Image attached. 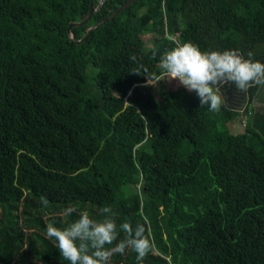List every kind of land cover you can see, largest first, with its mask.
Segmentation results:
<instances>
[{"label": "trees", "instance_id": "trees-1", "mask_svg": "<svg viewBox=\"0 0 264 264\" xmlns=\"http://www.w3.org/2000/svg\"><path fill=\"white\" fill-rule=\"evenodd\" d=\"M124 1L93 0L77 42L68 22L89 0H0V264H69L47 224L102 221L103 207L118 234L106 247L145 224L142 264H264V106L210 112L183 86L159 99L143 83V68L163 74L169 36L264 62V0H132L100 21Z\"/></svg>", "mask_w": 264, "mask_h": 264}, {"label": "clouds", "instance_id": "clouds-1", "mask_svg": "<svg viewBox=\"0 0 264 264\" xmlns=\"http://www.w3.org/2000/svg\"><path fill=\"white\" fill-rule=\"evenodd\" d=\"M168 39L174 46L160 57L163 74L188 92H194L200 106H207L208 111L219 112L225 105L220 90L224 84H234L237 91L245 93L251 87L264 88V62L253 59L251 51L245 58L235 49L202 51L191 42L177 43L171 36ZM152 55H156L155 51ZM130 59L135 61L136 57ZM134 72L141 74L139 68ZM143 73L148 85L156 86L162 80L155 73L149 74L147 68H143ZM42 203L47 207L46 199ZM76 211L75 207L69 206L64 215ZM100 212L104 216L102 221H95L87 212H81L79 219L67 227L48 223L45 238L55 241L60 257L69 264H109L113 255H123L126 249L135 252L137 264H142L154 249L153 240L146 235L145 224H137L133 229L130 223H122L120 229L126 234L125 238L113 247H106L117 241V225L111 207H103Z\"/></svg>", "mask_w": 264, "mask_h": 264}, {"label": "water", "instance_id": "water-1", "mask_svg": "<svg viewBox=\"0 0 264 264\" xmlns=\"http://www.w3.org/2000/svg\"><path fill=\"white\" fill-rule=\"evenodd\" d=\"M131 1L132 0H126V1L122 2L109 15H107L105 18L101 19L100 21H103L104 19L110 18L114 13H116L117 11L122 9L125 5H127ZM92 9H93V0H89L88 9H87V12H86L85 16L82 19H80L79 21H69L68 22V26H67V37L68 38L78 42V41L84 39L85 36L87 35V33L90 31V29H92L97 24V22H94V23L89 24L88 26H86V28L84 30V33L78 39H75V37L73 36V34L71 32L70 26L74 25V24H82V23L86 22L88 20V18L90 17ZM220 90H221V93H222V95L224 97V100H225V105L224 106L227 107V108H230V109L239 110L240 107L232 106L229 103V100L234 98V95L236 93H241L242 98H243L244 97V92L237 91L234 84H224L223 87Z\"/></svg>", "mask_w": 264, "mask_h": 264}, {"label": "flooded vegetation", "instance_id": "flooded-vegetation-1", "mask_svg": "<svg viewBox=\"0 0 264 264\" xmlns=\"http://www.w3.org/2000/svg\"><path fill=\"white\" fill-rule=\"evenodd\" d=\"M229 103L234 107H240L239 111L248 107V105L252 106L255 110L256 108L260 110L259 107L264 106V88L257 87V90L253 95H248V91L244 92V97L242 98L241 93H236L234 98L229 100Z\"/></svg>", "mask_w": 264, "mask_h": 264}, {"label": "rangeland", "instance_id": "rangeland-1", "mask_svg": "<svg viewBox=\"0 0 264 264\" xmlns=\"http://www.w3.org/2000/svg\"><path fill=\"white\" fill-rule=\"evenodd\" d=\"M150 44H151L150 42L146 43L147 46H150ZM160 76L162 80L159 81L156 84V86H151L152 91L155 92L156 96H158L159 99H160L161 93L164 92L166 88L173 89L177 86H180L177 81L168 80V77L165 76L164 74H161ZM144 84H147V82L145 81ZM228 126L232 132L240 131L243 128V117L235 118L232 122H229Z\"/></svg>", "mask_w": 264, "mask_h": 264}, {"label": "built area", "instance_id": "built-area-1", "mask_svg": "<svg viewBox=\"0 0 264 264\" xmlns=\"http://www.w3.org/2000/svg\"><path fill=\"white\" fill-rule=\"evenodd\" d=\"M102 0H98V3H100Z\"/></svg>", "mask_w": 264, "mask_h": 264}]
</instances>
